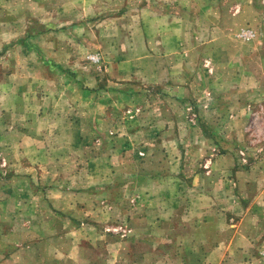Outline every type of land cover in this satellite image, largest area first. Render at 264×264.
Listing matches in <instances>:
<instances>
[{
	"label": "rangeland",
	"instance_id": "obj_1",
	"mask_svg": "<svg viewBox=\"0 0 264 264\" xmlns=\"http://www.w3.org/2000/svg\"><path fill=\"white\" fill-rule=\"evenodd\" d=\"M0 264H264V0H0Z\"/></svg>",
	"mask_w": 264,
	"mask_h": 264
},
{
	"label": "crops",
	"instance_id": "obj_2",
	"mask_svg": "<svg viewBox=\"0 0 264 264\" xmlns=\"http://www.w3.org/2000/svg\"><path fill=\"white\" fill-rule=\"evenodd\" d=\"M162 74V71L160 70V75ZM99 87H101V86H99ZM104 88V87H103ZM106 88H108V90H112L113 88L112 87H108V86H105V89ZM90 92H93V91H95V89L94 88H90V90H89ZM89 91H87L86 90V92H89ZM157 182H161L159 179H154V178H148L147 180H146V182L144 183V187H146V191H149L148 190V187L150 186L149 184H151V183H154V184H156ZM143 187V186H142ZM150 190H152V188H150ZM151 191H149V193H150ZM146 205H149V203H146ZM146 212H148V211H146ZM164 212H170V216H171V212H173L172 210H169V211H155V212H153V213H156V217L157 216H159V218H153L155 221H158V223L162 226V225H164V227H162V228H169V226L171 225V223L170 224H168L169 222L168 221H170V222H172V220L171 219H167V218H162V217H160V216H162V214H164ZM147 214H151V213H147ZM140 215H144L143 214V212H141L140 213Z\"/></svg>",
	"mask_w": 264,
	"mask_h": 264
},
{
	"label": "built area",
	"instance_id": "obj_3",
	"mask_svg": "<svg viewBox=\"0 0 264 264\" xmlns=\"http://www.w3.org/2000/svg\"><path fill=\"white\" fill-rule=\"evenodd\" d=\"M240 35L243 36L244 38L248 39L249 36L251 35V31L243 30Z\"/></svg>",
	"mask_w": 264,
	"mask_h": 264
}]
</instances>
